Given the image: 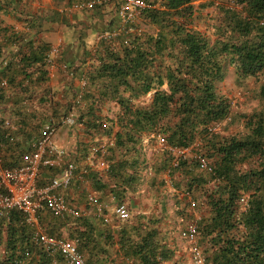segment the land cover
Segmentation results:
<instances>
[{
    "label": "trees",
    "instance_id": "trees-1",
    "mask_svg": "<svg viewBox=\"0 0 264 264\" xmlns=\"http://www.w3.org/2000/svg\"><path fill=\"white\" fill-rule=\"evenodd\" d=\"M146 1L150 7L137 17L118 19L113 29L97 33V65L92 72L77 73L68 64V71L60 69L69 79L83 77L85 85L63 112H53L48 120L58 125L73 113L76 126L89 117L92 133L107 137L104 147L98 140L88 151L97 148V156L108 163L105 173L112 184L98 178L95 190L109 188L114 204L124 203L140 184L143 138L152 136L150 147L160 136L168 148L188 149L187 156L175 157L166 148H154L159 156L154 167L155 173L169 176L175 189L173 176L180 173L184 198L197 203L195 246L204 264H264V85L259 89L263 104L241 116L240 134L226 136L213 130L231 115V102L218 91L228 68L238 83L264 75V0H208L198 6V0ZM204 6L213 14L207 15L206 32L200 33L191 24ZM49 49L19 59L22 80L30 76L28 70L41 76ZM8 66L0 72V157L3 166L15 168L40 128L32 126L37 136L24 138L27 131L16 126L11 132L16 141H9L4 121L11 120L8 113L14 111L7 112L2 105H7L13 87L26 92L22 83L7 76ZM153 90L152 100L142 102ZM80 102L88 106L85 113L78 109ZM107 104L118 107L115 120L101 115ZM197 154L209 161L211 172L197 169ZM54 173L41 167L37 185H46ZM87 210L91 211L87 215L63 220L44 210L39 223H46L49 236L68 231L86 264H164L171 257L154 220L134 224L130 216L127 221L115 219L111 228L91 206ZM33 232L18 211H11L8 220L0 217V264H65L60 254L50 255L34 243Z\"/></svg>",
    "mask_w": 264,
    "mask_h": 264
},
{
    "label": "crops",
    "instance_id": "crops-1",
    "mask_svg": "<svg viewBox=\"0 0 264 264\" xmlns=\"http://www.w3.org/2000/svg\"><path fill=\"white\" fill-rule=\"evenodd\" d=\"M82 1L86 0H0V64L2 65L0 72H5L2 62L6 60L10 64L7 67L10 70V72L6 71L7 76L14 78L17 83H22L26 92H20L18 87H13L8 91L10 98L7 105H2V109L16 112L8 115L18 129L24 128L27 131L24 138L37 136L38 131L32 132V126L40 128L53 112H63L80 88L78 78L69 79L60 71L59 64L66 63L74 68L75 72L88 75L97 65L94 56L95 48L98 47L97 33L113 29L119 21L112 4L93 10H74V4ZM199 1L201 0L195 2V6L201 5L196 4ZM136 22L139 24L140 20ZM54 44L59 45L60 48L54 68L47 63L41 76L35 71L32 73V70H28L30 81L22 80L18 69L19 59L31 51L37 53L40 49L42 51L44 47L50 48ZM154 92L153 90L144 96L142 102L149 103ZM78 109L83 113L88 106L85 102H80ZM118 110L117 106L107 104L101 115L115 120ZM91 127L92 120L89 117L84 118L83 123L79 122L74 127L59 129L55 138L57 146L65 149L76 163L75 182L64 192V196L67 203L81 211L87 210L90 206L87 200L89 195L97 202L113 204L116 202L108 192L109 188L102 191L95 190L98 178H102L108 185L112 184V179L105 170L95 165L102 157L96 154L97 158L93 156V159L91 152L88 151L92 143L99 140V147H104L107 141L105 136L95 133L94 135ZM151 137L142 140L143 163L140 184L124 203L129 206L134 224L144 222V218L156 222L155 226L161 232L162 245L171 254L164 264H191L183 244L185 239L181 238L180 233L188 222L198 216L197 203L190 198H184L185 195L182 193L184 180L180 173H175L173 176L176 189L171 187L166 173H155L154 165L158 163L159 156L154 148L160 146L157 144L150 147ZM88 157H91L92 161H88ZM110 164H113L112 161ZM77 183L80 184V188H76ZM115 223V219L112 218L110 224H105L112 228ZM44 226H46L45 222L41 224L43 231ZM62 236L67 237L65 233ZM111 255L114 259L115 247L111 250Z\"/></svg>",
    "mask_w": 264,
    "mask_h": 264
},
{
    "label": "built area",
    "instance_id": "built-area-1",
    "mask_svg": "<svg viewBox=\"0 0 264 264\" xmlns=\"http://www.w3.org/2000/svg\"><path fill=\"white\" fill-rule=\"evenodd\" d=\"M105 4L117 5L116 14L120 21H128L137 17L139 13L150 7L146 0H86L74 4L76 11L93 10ZM108 36V33L104 34ZM59 45L50 46L47 63L54 68L57 57L59 56ZM8 63L3 60L5 66ZM62 71H68L67 64L60 63ZM71 75V73H69ZM80 88L85 85V79H79ZM2 85H5L3 82ZM80 95V94H79ZM74 114L70 113L61 118L60 124L56 125L53 120H48L40 125L39 136L28 145V150L20 156L21 165L10 168L2 165L0 157V217L9 219L11 211H18L25 217V222L34 229L32 241L43 247L45 252L50 255L60 254L65 264H86L81 252L78 250L77 242L65 236L54 237L47 235L39 226V213L46 210L53 217L61 220L78 218L87 215L91 211H81L74 205L66 202L64 192L70 187L75 178L77 170L76 163L69 157L65 149L57 146L56 135L61 127H72L75 125ZM8 129V139L10 142L16 141V137L11 132L17 130L16 125L11 120L4 121ZM219 125L213 128L219 129ZM160 147L168 149L175 157L187 156L189 150H173L168 148L164 139L157 136ZM97 148L92 149V158L96 157ZM88 157V161H92ZM93 158V159H94ZM195 160L200 171L211 172L212 167L209 161L200 154L195 155ZM99 168L107 170L108 164L102 159L95 163ZM47 167L56 170L48 183L38 186L37 181L40 175V168ZM88 203L93 208V212L100 216L104 223L110 224L112 218L119 221H127L130 212L125 203L110 204L99 203L93 196L87 197ZM245 206V198L240 200ZM110 213V214H109ZM197 227L195 220L190 223L182 232V237L192 245L191 258L193 264H204L200 250L195 246ZM56 264V263H55Z\"/></svg>",
    "mask_w": 264,
    "mask_h": 264
},
{
    "label": "rangeland",
    "instance_id": "rangeland-1",
    "mask_svg": "<svg viewBox=\"0 0 264 264\" xmlns=\"http://www.w3.org/2000/svg\"><path fill=\"white\" fill-rule=\"evenodd\" d=\"M204 2L206 3L208 2V0H201L196 4H202ZM203 8L204 9L199 10L195 14V17L192 19V24H191V27L194 30L199 31L200 33L206 32V25L209 24L207 15L213 14L212 8L205 6ZM262 85H264V75L258 78H248L238 83L233 73V69L228 68L224 80L218 85V91L220 92V94L227 97V99L231 102V115H230V119L220 124L218 130H221L222 133L226 136L237 135L243 131V120L241 119V116L250 114L251 112L259 109L260 106L263 104V101L259 97V89ZM61 128H65V127H61ZM105 203L113 204L111 202H105ZM127 207L129 209L128 205ZM129 212L131 216L130 209ZM195 219H198V216ZM192 222L193 221L188 222V225ZM38 227L43 229L41 227V224H39ZM183 229L180 233L181 238H183L182 237ZM63 233H65V235L67 236L68 231L66 230L63 231L61 235H63ZM183 244L187 251L186 255L187 257H189L191 264H193L191 258L192 245L186 240H183Z\"/></svg>",
    "mask_w": 264,
    "mask_h": 264
}]
</instances>
